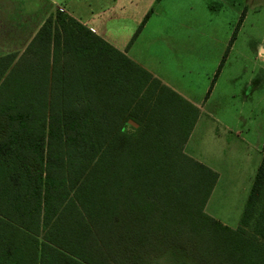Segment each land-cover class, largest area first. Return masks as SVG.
Here are the masks:
<instances>
[{"label": "trees", "instance_id": "16d2710c", "mask_svg": "<svg viewBox=\"0 0 264 264\" xmlns=\"http://www.w3.org/2000/svg\"><path fill=\"white\" fill-rule=\"evenodd\" d=\"M198 116L55 9L0 55V264H264V147L230 227L205 211L217 172L184 151Z\"/></svg>", "mask_w": 264, "mask_h": 264}, {"label": "crops", "instance_id": "0c3cea01", "mask_svg": "<svg viewBox=\"0 0 264 264\" xmlns=\"http://www.w3.org/2000/svg\"><path fill=\"white\" fill-rule=\"evenodd\" d=\"M83 1H85V4L82 3ZM200 2L207 3V11L193 17V24L190 25L191 11L193 10V15L198 13L194 11L193 3ZM23 3L20 0H0V11L4 6L5 9L13 6L12 9H15L14 18L22 16L27 18L28 16V18L34 19L35 24L31 19L22 20L20 23V30H26L29 27L33 29L26 45L34 37L45 18L58 8L88 27L96 35L105 39L117 50L123 52L131 60L150 72L153 77L158 78L163 84L176 91L199 109V116L185 144L184 151L218 174L216 184L205 206V211L209 215L211 213L208 211V203L214 196V192H227L224 195L226 196L233 189L236 191L243 190L240 175L244 173L243 163L245 162L239 160V158H242L243 155L248 157V153L251 154L249 159H251L250 166L252 168L248 176L251 188L255 172L262 158L264 136L263 139L259 138L252 142L248 140L247 134L245 137L243 130L238 125L232 126L225 121L224 117L221 116L223 115L221 112L215 110L213 112L204 106L211 90L219 85V82L215 79L219 72V76L222 73L223 68L221 69V65L223 61H225L230 50H235L237 43L235 30L242 27L245 15L243 2L235 6L230 0H42L41 3L47 4V7L43 9L40 5V8H35L36 10L29 13L23 9ZM228 8L232 9L231 13L233 15L240 14L234 30H231L230 23L225 20V15H222L223 11L227 12ZM182 11L186 13L184 18H182ZM145 16H147L145 23L134 40L130 42ZM29 23L33 24L29 25ZM234 24H232V27ZM181 26L187 29L185 33H181ZM234 33L236 37L233 36ZM23 50L0 52V55L11 52L21 53ZM181 52L187 55L193 53V65L198 69L203 70L204 64H200V62L209 61L208 64H205L207 70L205 89L208 88L209 84L210 86L205 98L200 95V92L199 94L193 93L179 78L172 76L171 69L174 66H171V63L175 64L181 61ZM253 54L255 59L264 58V46L261 42L253 48ZM207 55L210 56L208 60L205 57ZM219 61V65L222 64L220 68L218 65L217 69L219 68V70L217 72V69L215 71V65ZM210 65H213V67L208 70ZM251 83H253V79H249L246 85ZM237 116H239L238 113ZM208 122H215L219 125L214 127L216 136L214 133L215 137L209 139L205 146V138L194 139V136L198 128L207 125ZM220 127L227 134H233L234 138L230 139L231 142L228 145L231 147L229 153L233 152L234 155L230 154L228 156L226 151L216 150L218 146L215 142L220 138L218 129ZM192 140L193 154L186 150L187 145ZM236 183L239 184V187ZM222 196L220 195V197ZM237 225L232 227L234 228Z\"/></svg>", "mask_w": 264, "mask_h": 264}, {"label": "rangeland", "instance_id": "374dc122", "mask_svg": "<svg viewBox=\"0 0 264 264\" xmlns=\"http://www.w3.org/2000/svg\"><path fill=\"white\" fill-rule=\"evenodd\" d=\"M20 1H22V3L24 2L23 9H25L27 13L36 10L35 8H40V5L43 9L47 7V4L41 3L42 0ZM230 1L233 2L235 6L243 2V6L245 7L243 24L239 30L235 31L237 37L234 34L237 39L235 50L229 51L225 61H223L221 65V69L223 68L222 73L219 76V72L215 79L219 82V85L211 90L210 96L207 97V103L206 105L204 104V106L206 109H211L213 112L214 110L216 112H221V114H223L221 116L224 117L225 121L229 122L232 126L238 125L243 130L245 137L247 134L248 140L254 142L259 138L263 139L264 136V58L255 59L253 56V48L255 46L257 47L258 43L261 42L264 46V0ZM82 3L85 4V1ZM193 4L194 11L198 13L193 15V10L191 11V19H189L190 25L193 24V17L207 11V3L204 4L200 2ZM4 7H2L0 11V52L11 50L21 51L26 46V42L29 40L33 29L29 27V29L20 30V23L25 19L33 20L34 24L35 21L32 18H28V16L27 18L26 16L14 18L15 9H12L13 6L6 7V9ZM231 11L232 9L228 8L227 12L224 10L222 15H225V20L230 23L231 30H234L240 14L233 15ZM185 15L186 13L182 11V18H184ZM33 23H29V25ZM233 23L235 24L232 27ZM186 24L188 23L186 22ZM180 30L181 33H185L187 29L181 26ZM180 54H182L181 61L175 64L171 63V66H174V68L171 69L173 73L172 76L179 78V80H181L193 93L199 94L200 92V95L205 98L210 86L209 84L208 88L205 89L207 84V70L205 69V64H208L209 61L200 62V64H204L202 70L193 65V53L187 55L181 52ZM205 57H207L208 60L210 56L207 55ZM219 63L220 61L215 65V71ZM211 67H213V65H210V67L208 66V70ZM182 71L185 72L183 73ZM249 79H253V83L246 85ZM237 113L239 116H237ZM216 125L219 124L208 122L207 125L198 128L194 139L205 138L206 146L207 141L216 136V131L214 129ZM218 129L220 138L215 142L216 146H218L216 150L220 152L226 151L228 156L230 154L234 155L235 153L233 152L229 153L231 147L228 145L231 142L230 139L234 138L233 134H227L221 127ZM186 150H189L193 154V140L189 142ZM246 156L247 155H243L242 158H239V160L245 162L243 163L244 173L240 175L243 190L239 189L236 191L233 189V191L229 192V195L226 196L224 195L227 194V192H214V196L208 203V211L211 215L230 227L238 224L250 190L248 176L252 168L250 166L251 159H249L251 154L248 153V157ZM253 157H255V155H253ZM236 184L239 187V184ZM220 195L223 196L220 197Z\"/></svg>", "mask_w": 264, "mask_h": 264}, {"label": "water", "instance_id": "95a60500", "mask_svg": "<svg viewBox=\"0 0 264 264\" xmlns=\"http://www.w3.org/2000/svg\"><path fill=\"white\" fill-rule=\"evenodd\" d=\"M129 123L132 124V125H134V126H137V124L134 123L132 120H129Z\"/></svg>", "mask_w": 264, "mask_h": 264}]
</instances>
